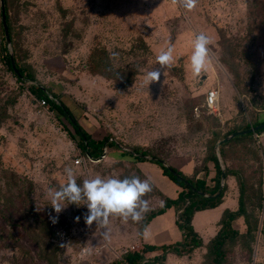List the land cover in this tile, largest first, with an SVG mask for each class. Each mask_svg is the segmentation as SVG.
Segmentation results:
<instances>
[{
	"label": "rangeland",
	"instance_id": "374dc122",
	"mask_svg": "<svg viewBox=\"0 0 264 264\" xmlns=\"http://www.w3.org/2000/svg\"><path fill=\"white\" fill-rule=\"evenodd\" d=\"M5 5L12 40H3L0 14V264L120 262L125 250L145 246L138 244L142 220L112 217L105 237L95 224H85L86 206L68 204L53 223L52 192L67 183L65 168L73 169L79 184L97 175L148 179L125 154L139 148L188 177L203 178L207 169L213 185L214 164L205 158L216 139L251 117L264 119V0H198L192 11L173 0H6ZM201 33L211 40L210 60L197 77L190 57ZM5 47L34 83L18 81L7 68ZM169 47L174 64L160 83L149 84L146 73L159 67L157 57ZM31 84L55 94L93 139L108 137L121 149L105 148L98 160L81 153L66 120L41 106L28 90ZM211 89L219 91V115L204 109ZM225 152L219 164L244 177L246 207L257 230L251 242L244 218L235 220L240 236L227 242L223 264H264V148L244 139ZM149 165L160 169L147 163L146 172ZM155 177L162 192L167 193L166 182L175 185L161 172ZM221 183L220 215L208 211L220 220L224 211L238 208L240 194L234 176ZM152 188L144 197L150 210L143 218L163 203ZM220 227L213 226V236ZM207 243L184 257L168 254L162 264H209Z\"/></svg>",
	"mask_w": 264,
	"mask_h": 264
},
{
	"label": "trees",
	"instance_id": "16d2710c",
	"mask_svg": "<svg viewBox=\"0 0 264 264\" xmlns=\"http://www.w3.org/2000/svg\"><path fill=\"white\" fill-rule=\"evenodd\" d=\"M5 3L6 0H3L6 25L8 28V34L11 43L12 28L9 24V16ZM1 30L3 34V40L6 41L3 25ZM3 51L4 62L7 68L17 78V80L20 82L26 80L34 83L35 81L33 75L25 68H21L19 66L18 62L15 60V57L8 53L6 47L3 49ZM11 57L13 58L15 64V70L11 65ZM28 90L36 99L45 100L51 110H56L58 114L66 120L67 124L72 130L68 131L70 138L76 140V145L79 148L80 152L86 155L88 158L92 160H98L103 154L105 148H108L110 150L121 149V145L118 142L109 140L108 137H105L102 140L93 139L89 133L81 128V126L72 116L69 109L65 105H63V103L59 101L58 97L55 94L51 93L49 90L44 89L37 84H31L28 87ZM263 124L264 119H259V117H251L249 122L244 123L239 128H234L227 131L223 136H221L220 139H216L214 145L218 141L225 139L234 132L256 128ZM263 132L264 129H261L255 133L240 135L235 137L231 141L221 145L219 148L220 158H224V155L226 153L225 148L228 144L236 140L244 139H251L253 143H256L254 136L260 135ZM214 145L209 155L205 158L206 162H212L214 164L215 176L211 179L213 185H209L207 183V169H205L206 171L203 178L188 177L176 168L165 165L162 160L151 157L147 152L139 148H133L131 152L125 153L133 157L136 162H150L157 164L162 170V174L164 176H167L174 184L181 188L175 199L164 197L162 205L158 209L150 211V213L142 219L140 228L141 233L153 218L164 214L167 210L172 208L175 213L176 227L181 232V240L172 244L161 246L145 245L139 251H129L125 253L120 262H112L110 264H162L166 260V256L168 254H172L176 257H184L190 255L195 249L204 246L201 237L197 232H195L192 226V219L195 213L216 208L221 204L223 193H221L219 197H215V195L217 194L220 187L223 168L219 164L220 161L215 153ZM257 150H260V146H257ZM224 170L225 178L227 176H234L239 185L240 194L238 199V208L235 211L226 210L223 212L222 218L219 221V226H221L220 229L218 230L217 234L209 241V243L205 245L208 256L210 257L209 264H223L226 258L225 246L227 242H233L240 236L237 230L233 228V222L235 220L239 219L240 217L244 218L247 227L245 236L249 237L251 242L254 241V235L252 234L257 230V222L255 220H250V215L246 207V204L249 201V193H247L248 188L245 185L244 177L239 171H234L227 167H225ZM259 186L261 187L262 183L259 182ZM258 194V206L259 208H262L263 194L261 191H259ZM151 252H160L161 254L156 255L149 260L146 259L145 255Z\"/></svg>",
	"mask_w": 264,
	"mask_h": 264
},
{
	"label": "clouds",
	"instance_id": "9594fccd",
	"mask_svg": "<svg viewBox=\"0 0 264 264\" xmlns=\"http://www.w3.org/2000/svg\"><path fill=\"white\" fill-rule=\"evenodd\" d=\"M180 3L186 10L192 11L197 7L198 0H173ZM210 38L201 33L195 38L194 51L190 57L192 72L199 77L202 72L207 71L210 60L209 45ZM159 67L148 71L145 79L149 84L160 83L164 76V70L174 64V48L169 47L157 57ZM67 183L61 185L59 190H54L51 197V208L57 214L50 217L53 223L58 222V216L68 204L86 206L87 213L84 216L85 224L91 227L93 224L97 229L104 230L107 237V228L112 217H120L125 222L129 219L133 222H140L149 208L148 200L144 197L151 193L153 188L148 179H141L139 176L125 178L101 177L97 175L91 179L83 180L82 184L77 183L72 168H65ZM80 217H76V222ZM148 229H145V236Z\"/></svg>",
	"mask_w": 264,
	"mask_h": 264
},
{
	"label": "crops",
	"instance_id": "0c3cea01",
	"mask_svg": "<svg viewBox=\"0 0 264 264\" xmlns=\"http://www.w3.org/2000/svg\"><path fill=\"white\" fill-rule=\"evenodd\" d=\"M254 138L256 140V143L261 144L264 148V132L260 135H255ZM147 163L151 164L150 162H136V166H138L137 168L138 170H140L141 173L148 176L149 182L154 187L157 188L158 193H160L165 198L175 199L178 195V192L180 191L179 190L180 188L176 184L175 186L165 181L166 184H168V187L165 188L167 193L162 192V189L159 186L155 185V181H156L155 175L157 176V178H159L160 172L162 174V170L155 169L154 167H151V165H149L146 166L147 168L146 170H148L149 172L148 171L146 172L143 167ZM150 171L152 172L150 173ZM212 174L213 173H211V175ZM211 175L210 177L213 178ZM221 205H218L216 208L213 209L219 210ZM213 209L197 212L194 214L192 219V226L194 227L198 235L202 238L203 242L205 241V239L210 241L216 235V234L214 236L212 235L214 233L212 228L213 226H215V224H218V222L220 221V217L218 216L219 217L218 219L216 218L215 215L211 216L213 213L208 211L210 210L213 211ZM219 215H220V210H219ZM212 221H214V223H212ZM145 229H148L147 236H145ZM145 229L142 232V236L138 238V244L144 243L145 245L161 246V245L172 244L181 240V232L176 227L175 213L172 208L167 210L164 214L153 218L149 222V224L145 227Z\"/></svg>",
	"mask_w": 264,
	"mask_h": 264
},
{
	"label": "water",
	"instance_id": "95a60500",
	"mask_svg": "<svg viewBox=\"0 0 264 264\" xmlns=\"http://www.w3.org/2000/svg\"><path fill=\"white\" fill-rule=\"evenodd\" d=\"M0 3H1V18H2V25H3L4 33H5V39H6V43L10 44L8 28H7V25H6V17H5V9H4L3 0H0ZM11 65H12L13 69L15 70V64H14V61H13L12 57H11ZM261 129H264V124L260 125V126H258L256 128H250V129L245 130V131L234 132L231 135H229L228 137H226L225 139L218 141L216 143V145H215V153H216L217 157L220 159L219 148H220L221 145L231 141L232 139H234L237 136L255 133V132H257L258 130H261ZM224 179H225V174H224V170H223L222 171L221 182H223ZM222 190H223V184L221 183L220 187H219V190H218L217 194L215 195V197H219L221 195V193H222Z\"/></svg>",
	"mask_w": 264,
	"mask_h": 264
},
{
	"label": "built area",
	"instance_id": "2783aa9c",
	"mask_svg": "<svg viewBox=\"0 0 264 264\" xmlns=\"http://www.w3.org/2000/svg\"><path fill=\"white\" fill-rule=\"evenodd\" d=\"M40 104L43 107L49 108L45 100H41ZM203 105L208 114L219 115V91L217 89L207 91ZM135 250V247H131L130 250H125L123 254Z\"/></svg>",
	"mask_w": 264,
	"mask_h": 264
}]
</instances>
